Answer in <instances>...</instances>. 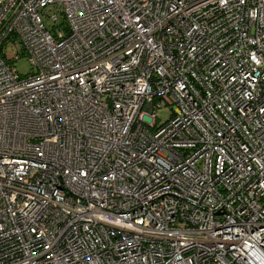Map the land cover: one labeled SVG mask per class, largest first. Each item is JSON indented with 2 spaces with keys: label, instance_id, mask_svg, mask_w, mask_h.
<instances>
[{
  "label": "built area",
  "instance_id": "obj_1",
  "mask_svg": "<svg viewBox=\"0 0 264 264\" xmlns=\"http://www.w3.org/2000/svg\"><path fill=\"white\" fill-rule=\"evenodd\" d=\"M0 264H264V0H0Z\"/></svg>",
  "mask_w": 264,
  "mask_h": 264
},
{
  "label": "rangeland",
  "instance_id": "obj_2",
  "mask_svg": "<svg viewBox=\"0 0 264 264\" xmlns=\"http://www.w3.org/2000/svg\"><path fill=\"white\" fill-rule=\"evenodd\" d=\"M50 15V14H48ZM43 23L47 28H51L54 26L53 23H51L48 18L42 17ZM60 23V19L57 21ZM17 54L18 55V60L14 62L13 67L16 70V72L21 76V77H26L29 74H32L34 70L32 69L27 57L24 54H21L20 50L18 48H13L12 50H9L6 52V55L11 56ZM170 109L167 106H162L161 109H158L157 111V121L156 123H163L165 122L169 117H170ZM148 122L150 121L147 119Z\"/></svg>",
  "mask_w": 264,
  "mask_h": 264
}]
</instances>
